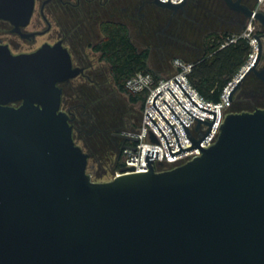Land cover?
Returning a JSON list of instances; mask_svg holds the SVG:
<instances>
[{
	"label": "water",
	"instance_id": "1",
	"mask_svg": "<svg viewBox=\"0 0 264 264\" xmlns=\"http://www.w3.org/2000/svg\"><path fill=\"white\" fill-rule=\"evenodd\" d=\"M151 1L173 11L187 2ZM224 1L264 30L263 10ZM33 7L34 0H0V18L26 25ZM254 38L256 58L237 74L230 101L251 72L264 80L257 68L264 31ZM78 70L59 43L18 54L0 44V264H264V108L229 111L205 147L200 142L216 112L196 104L175 80L194 105L214 113L213 121L199 118L172 93L198 119L196 129L210 126L203 138L193 139L178 117L194 143L181 146L156 106L161 91L154 105L180 150L172 152L147 114L171 156L196 147L201 155L156 170L157 152L148 150L147 171L124 166L96 181L61 108L58 83Z\"/></svg>",
	"mask_w": 264,
	"mask_h": 264
},
{
	"label": "trees",
	"instance_id": "2",
	"mask_svg": "<svg viewBox=\"0 0 264 264\" xmlns=\"http://www.w3.org/2000/svg\"><path fill=\"white\" fill-rule=\"evenodd\" d=\"M190 1L194 4L193 8L200 13L203 12L202 14L207 16L208 19L223 18L217 15V12H223L225 15L227 13L222 8L223 4L221 3H223V0H205L206 2L202 0ZM211 1L215 3L214 7L216 9L207 4L208 2L211 3ZM228 16L235 20L233 12L230 11ZM226 22L229 23L230 20ZM240 24L241 22H235V25H238V27ZM238 27H235L234 30L211 31L205 34L202 46L194 47V53L197 52L196 58L188 61L193 63V67L188 73L189 81L206 100L211 102L216 103L220 101L224 87L240 72L251 52L252 47L249 39L245 37H240L236 42L220 47L222 40L226 36L241 32L237 31ZM103 30L105 37L96 49L101 52L102 58L110 67L109 70L115 88L121 93L126 94L132 103H139L143 109L146 93H133L126 88L125 83L129 77L137 72H151L156 80L161 78L159 73L152 69L149 64L150 49L147 47L139 49L130 36L128 26L124 23L106 26ZM199 49H201V52ZM91 93L93 97H100L101 95L97 90ZM92 94L84 100L85 108H81V111H78L80 116L77 125L82 131L75 137L83 142V149L90 151L91 156L101 166H103L104 161H107L105 158L108 159L109 156L115 153L116 157L113 162L114 171L123 166L122 156H117V145L120 146L121 140L116 141V139H113L112 132L101 124L98 117L100 113L104 115V111L106 109L109 110L112 104H110V101L92 99ZM263 96L264 85L251 72L234 93L229 111L253 110L255 107H264ZM92 101H100V104L95 105V103H91ZM81 112H84V114H81ZM110 112L111 110L107 114ZM85 133H88L89 137L84 135Z\"/></svg>",
	"mask_w": 264,
	"mask_h": 264
},
{
	"label": "flooded vegetation",
	"instance_id": "3",
	"mask_svg": "<svg viewBox=\"0 0 264 264\" xmlns=\"http://www.w3.org/2000/svg\"><path fill=\"white\" fill-rule=\"evenodd\" d=\"M139 1L145 2V0H34L33 11L26 25H15L9 19L0 18V44L7 45L14 54L35 51L44 44L59 43L68 50L72 66L79 70L75 76L59 82L58 86L62 89L61 108L70 115L75 140L77 138L74 132L82 131L77 124L80 116L78 111L85 108L84 100L92 94V91L97 90L101 93L100 97H93L92 94V99L105 101L106 87L111 88L112 91L115 88L110 67L102 58L101 52L96 49L105 37L103 28L124 23L129 29L128 21L132 22L138 17ZM149 2L155 5L151 0ZM243 3L248 6L254 4L253 0H243ZM163 9L171 13L168 16L169 21L179 10ZM229 9L234 13L235 21L247 24L248 19L242 12L230 7ZM156 18L158 17L155 15L154 19ZM258 24L256 34H261L264 30L260 23ZM10 36L33 47L16 51L15 46L20 48L21 43H13ZM262 41L264 48V38ZM257 68L264 69V51ZM257 77L264 85V80ZM124 132L111 133L113 139L121 140L120 146L117 145L118 157L121 156L120 148L125 141Z\"/></svg>",
	"mask_w": 264,
	"mask_h": 264
},
{
	"label": "built area",
	"instance_id": "4",
	"mask_svg": "<svg viewBox=\"0 0 264 264\" xmlns=\"http://www.w3.org/2000/svg\"><path fill=\"white\" fill-rule=\"evenodd\" d=\"M180 1L182 0H171V2ZM253 3L254 4L251 7L254 11H264V0H253ZM255 21L256 19L254 16H251L242 32L239 34L226 36L220 44V47H224L229 43L236 42L240 37L249 39L252 49L245 65L240 69V71L252 64L256 58L258 45L256 39L254 38V35L256 34ZM173 65L176 68V72L168 77H161L160 79L156 80L151 72H137L126 80L125 86L129 91L133 93H146L143 114L139 128L137 130L125 131L123 133L124 135L138 137L135 140L132 138H125L123 143V145L126 146L136 147L135 149L126 147L121 148V156L123 161L122 167L134 166L133 168H126L127 171H147L149 169V165L147 163L148 150L157 152L156 158L152 160V164L156 170L173 168L193 159L196 156L201 155L200 148L196 147L171 156L164 135L158 126L162 129L165 136L167 137L172 152L180 150V147L173 129L155 108L154 100L160 91L161 93L157 96L156 106L174 127L182 147L194 145L183 123L190 131L193 139L197 140L202 139L210 127L205 123H201L198 126V129H196L198 119L192 116L189 112L206 121H213L214 119V113L203 110L200 107L194 105L190 98L199 106L216 112V118L212 129L200 142L205 147H208L215 141L224 117L226 113L229 112V108L232 104V101L229 100V94L237 79V75L224 87L220 101L214 103L206 100L189 81L188 73L193 67L192 62L185 61L180 57H175L173 59ZM175 80L180 84V86L185 90L190 98ZM172 93L179 99V101L189 112ZM164 99L174 111L169 107ZM147 113L152 117L158 126L153 122ZM160 163H162V165ZM122 167L120 170H115L113 177L122 173V170L124 169Z\"/></svg>",
	"mask_w": 264,
	"mask_h": 264
},
{
	"label": "rangeland",
	"instance_id": "5",
	"mask_svg": "<svg viewBox=\"0 0 264 264\" xmlns=\"http://www.w3.org/2000/svg\"><path fill=\"white\" fill-rule=\"evenodd\" d=\"M149 1L150 0H145L144 3L139 1L137 19H134L132 22L128 21L129 32L134 44L139 49L146 47L150 49L149 64L152 69L159 73L160 77H168L176 72V68L173 65V59L175 57H180L187 61L194 60L197 56V52L194 53V47L202 46L205 34L208 32L234 30L235 27H238V25H235L236 21L228 16L230 9L224 0L222 1L223 3H221L223 4L222 8L225 12L227 11L228 14L226 13L225 15L223 12H217V15L223 18L216 17L211 18L212 20L210 18L208 19L207 16L202 14L203 12L200 13L195 10L193 8L194 4L190 0H187L184 6L186 12L183 8L179 9L173 14L170 21L168 16L171 13L166 12L165 9L159 6L153 5ZM202 1L206 2L205 0ZM207 4H210L216 9V7H214V2L211 1V3L208 2ZM155 15L160 18H156L157 20L154 19ZM227 18L230 20L229 23L226 22L229 21ZM258 23L259 22L256 20L255 25L257 28H259ZM244 24L242 23L239 25L238 32H242L245 29L246 25ZM10 40L16 44L17 42L21 43L20 48L13 45L16 51L23 49L27 50L33 47L32 45L23 43L14 36H10ZM199 50L201 52V49ZM105 92H107V96L104 99L105 101H110L112 106L109 107V110L106 109L104 111V115L98 112L100 113L98 117L101 124L107 127L110 132L118 131L121 133L122 131H132L133 129L139 128L143 114V109L140 104L132 103L126 94L121 93L115 88L112 91L111 88L106 87ZM100 101H92L91 103L98 105ZM107 110H111V112L107 114ZM87 131L89 132V130ZM78 133L80 132H74L75 136H78ZM84 135L89 137L88 133ZM76 141L83 147V142L79 138H77ZM85 151L90 155L88 160V171L91 173L92 178L96 181L112 179L115 174V171H113V162L116 154L113 153L108 159L105 158L107 161H104L103 166H101L91 156L90 151Z\"/></svg>",
	"mask_w": 264,
	"mask_h": 264
}]
</instances>
